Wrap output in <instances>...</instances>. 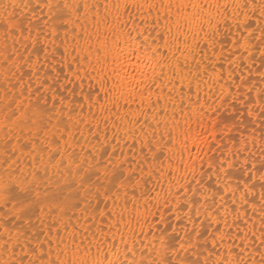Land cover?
<instances>
[{
	"label": "bare ground",
	"instance_id": "bare-ground-1",
	"mask_svg": "<svg viewBox=\"0 0 264 264\" xmlns=\"http://www.w3.org/2000/svg\"><path fill=\"white\" fill-rule=\"evenodd\" d=\"M2 1L3 2H0V17H15L16 15L14 16V14L20 9L21 12L25 10V12L29 14H36V11L38 12L40 10H37L38 8L35 7L36 0H9L12 5V10H14L12 13L10 9L3 4L6 0ZM45 2H47V0H45ZM118 2L121 4L119 9L116 7ZM125 2L132 3V0H51L53 8L49 9L48 7H43L41 10H44V12L49 11L51 17L54 18L56 16L55 9L56 12L59 11L57 5L62 6L67 3L70 13L73 16L70 18V26H66L67 28L63 26L64 29H61V24L59 27L52 23L49 30H46L49 36L45 38V40L49 45L48 49L50 53L43 56V65H40L38 60L39 57H34V59L30 58L32 61L31 65L25 60H20L24 53L19 52L20 50L18 47L20 46L18 45L20 44L15 43L17 44L15 45L13 39H17L21 42L25 41L23 37L27 36L28 32L24 35L17 31L6 40L3 36L8 34L4 31H0V69L7 72L4 74L1 71L3 75L8 77L6 80H9V86L11 87V90L10 87L9 89L4 87L6 90L1 94L3 100L7 99L9 100L8 102L14 101L19 103V105L20 103L37 104L39 101L43 102L49 97L53 101L59 103L63 110V114L60 116H65L66 120L63 122V120L58 119L59 126L54 129H70L68 132H62L63 145L61 148L64 149L62 150L64 154L60 159L51 161L48 157L49 153H51L52 156L58 153L55 138L48 137L40 139L42 144H38L37 141H39V139H36L37 141L31 145L30 150H25L19 141L13 140V147L10 148V150L15 153L16 156L12 154V156L4 157L1 151L2 149L0 148V171L3 169L2 167L4 165H7V169L8 167L10 169L17 168L18 162L21 161L25 166L24 172H28L35 179H39V173L43 170L49 172L52 165L54 174L67 170L70 176L77 175L81 177L83 173L82 168L84 167V163L80 161L81 155L83 154L87 160H91L92 166L99 170V165L101 163L99 164L98 161L102 159L101 155L104 150L103 148L109 147L108 144L113 137V139L118 141L116 147L122 148V152H125L123 156L129 160L131 166L135 169L140 167L143 172V179L139 184L131 185V187L127 185L130 189H126V185L124 186L122 182L120 183L121 187H119V190L116 192H114V189L112 191L109 188L105 190L109 193L107 199L114 202L110 213L104 215L97 214V216H89L88 214L86 219L81 218L78 214L77 216L75 215L74 218L65 216L67 214L62 215V220L59 221L55 225V229L51 231L50 239L45 241L43 252L39 251L35 256L33 253L36 251L31 253V251H33L31 249L33 244H28L30 240H21L14 235H8V240L10 238L12 247L11 250H9L11 256H8V251L5 253L6 259L3 261L7 262V264H20L21 261H24V264H28V261H33V259L35 260V264H41L39 259L41 254L45 257V260L50 256L54 264H60V262L64 260L71 261L74 258L79 260L83 258V255L76 254V244L84 242L85 247H87V245L93 241H95L97 245L100 244V241H107L104 245L105 250H107L109 245L116 244L121 250V260L124 259L123 250L125 246L133 249V252L129 253V257L134 259L137 264H153V262H155V264H160L163 259L171 260L172 264H189V262H193L194 264L197 260L200 261V264H204L205 259L210 255L211 258L215 260V253H210L209 249L212 248L213 243H220L218 240L213 239L216 225H210H213V235L210 238V242H204L206 244L202 245L198 241L201 235L206 234L204 229L207 228L206 226L209 227L208 224H210L208 217L204 213L202 194L206 195L210 192L208 186L211 185V182H207L205 179L213 178L216 183L220 182L221 184L228 182L223 180L225 174L219 171L221 161H223V167L225 169H228L232 164L239 165L240 168H242L240 170L241 172H238V167L236 166L239 174L242 173V170L245 168L256 171V180L254 182L255 200L257 204H259L261 192L259 169L260 161L264 159V157H261V148L264 147V140L260 137L264 136V126L255 128L259 131L262 129L261 131L263 132L261 134V131H258L257 134L248 133L241 135V137L239 136L241 140L237 143L238 149L247 147L248 151H241L238 153L236 149L237 145L233 142L234 138L237 139L238 133L236 134L237 136L234 137L233 134L236 132L234 133L231 127V125H234L235 128V124L231 123L229 126L227 124L225 128V123H223L224 129H218L217 127L219 125H216L218 117L212 118L215 113L222 112L230 106V104L232 105L229 101L235 96L242 100V102H239L241 103L239 106L242 108L240 110L246 109L244 103L248 101L249 89L258 91L262 88L260 86L261 78L259 79L254 75L255 78H251L250 76L252 75H249L259 70L258 67H254L253 61H251L252 55L246 56L244 52L242 55L238 52V49H235L236 55L234 56V64L229 65L223 62L224 58L228 56L229 51L233 50L231 44L232 40H240L242 34L247 37L248 33L244 30L245 24H250L253 29L257 26L260 32L261 29H264V20H258L259 11L257 10V12L253 14L251 9H249L248 15L251 19H246L243 10L240 11L239 17L229 12L228 19L220 25L219 34L215 38L212 37V33L215 31L214 27L208 29L207 37H205V34L202 32L196 39H193L192 34L188 33V47L191 49L188 60L185 61L184 57L179 52H176L181 68L187 64L188 68L194 72L196 69V60H199L200 67L207 68L210 73L213 64H215L217 60H221V63L215 66L217 75H221L222 78L218 83L214 79L212 80L214 87L211 92H209L207 86L201 84L199 98L200 103L204 105V108L201 109L196 104L197 94L195 84L198 82L197 76L193 75L188 77V79H184L187 74L182 71L181 75L173 78L172 72L177 60H167L165 71L168 75L164 80L160 81V83L166 84L171 79L175 84V88L171 94H169L167 88L163 90V99L160 100L158 104V110L148 109L149 115L147 119L151 123V128L149 129V135L146 137L140 130L144 116L142 113L136 111L139 107V98L135 104H131L130 106L125 105L122 100L119 105H117L115 93L112 90L111 84L108 85V88L102 87V84L106 80L114 76L112 68L115 67V65L111 63L110 57L109 65L105 67L103 63L104 56H97L96 48L99 46L96 42L97 35H99L101 40H107L109 50L113 53L116 50L115 41L117 39L126 52L130 46H134L132 45V41L128 39L129 34L137 37V42L142 45L141 52L144 51L143 45L145 44V37H148L147 43H154L155 39H157V33L167 37L169 40L167 46L168 56H171L172 52L175 51L177 36L180 38V47L183 49L185 45L183 36L177 32L175 27V21L178 18V7L169 10L167 7L161 6V0H135L137 5H144V7L141 8L136 6L125 9L123 7ZM164 2L166 3L167 0H164ZM185 2H187V0H185ZM198 2L205 3V0H198ZM212 2L223 3V0H212ZM106 3L108 5L107 8L105 7ZM153 3L155 4V8L149 11L148 5ZM77 4L86 11L85 17H79L80 23H77V17L73 12ZM85 4L88 5L87 8L84 7ZM59 13L60 11L57 12V14ZM201 15H203V13H201ZM212 16L214 21L224 19L222 16L216 14L215 9L212 10ZM169 17L172 21L171 24L169 23ZM97 18L100 22L99 33H97ZM105 18H107V23H105ZM85 21L88 22L85 23ZM13 22L19 23L15 19H13ZM19 24L22 28L21 23ZM225 24H227L228 27H225ZM85 27H87L88 33H91L90 39L84 33ZM65 29L67 30V40L64 39L66 34ZM169 29H171V31H169ZM54 30H59V39H54L52 37L51 34ZM74 31L81 33L84 38L77 42L73 36ZM141 33H143V35H140ZM42 37H44V35ZM197 40L199 44H197ZM227 40H230V42L228 41L230 48L224 51V43ZM254 41V39H251V43L248 45L249 53H252L257 48V44ZM160 44L161 51H163L162 40ZM57 45H59V48H57ZM89 48H91V51H89ZM66 49L67 51H65ZM13 53H15L14 59L12 61H7L9 64H5L7 55ZM40 62H42V60ZM254 62L256 61L254 60ZM125 67L131 72V65L125 63ZM17 68L20 69L18 70L19 72L21 71L20 73L16 70ZM221 69H223V71H221ZM14 70L18 73L12 74L15 72ZM49 70H51L52 74L54 72L53 76ZM229 72H231V75H229ZM120 75H125L123 70H120ZM200 75L201 78H206L204 73ZM115 79L118 80L119 77L116 76ZM58 80L61 81L60 83L58 82L60 84V86H58L60 87L59 89L55 87L56 81ZM188 80L193 81L191 99H189L188 95L189 88L186 86ZM5 81H1V83ZM181 84L185 85L183 93L180 91ZM226 84H230V86L224 87ZM171 86L172 85H169V87ZM67 87H71V92L67 89L70 94L69 92H66L67 94H64V91L62 92V89L65 90L64 88ZM27 88H30V92L26 90ZM155 91L157 94H160L159 89ZM221 91L226 94L220 96ZM27 92H29V94ZM252 95L254 96L255 92H253ZM209 96L212 98L208 99ZM17 97H19V99H17ZM152 99L153 102H156V95H153ZM78 104L81 105L82 108L80 110L78 109L76 113V111H74L76 108H73L76 105V107H79ZM257 110L259 109H254L255 114L253 116L255 120H259V111ZM117 111H119V116L116 114ZM221 114H223V112ZM136 118L141 120V124L132 123V120ZM260 122L264 124V121ZM240 125L236 127L239 129ZM0 129H4V127L0 126ZM88 129L95 131L96 136H98L97 133L102 134L106 141L104 147L101 146L100 143H94V141L90 139ZM132 129L136 130L139 139H134L135 137L130 138L132 137L130 134ZM152 132L156 134L154 140L151 138ZM247 132L248 131H246V133ZM228 135L232 138L230 139ZM126 142L129 143L127 147L124 145ZM133 151L135 155L132 156ZM143 151L148 153L149 159L148 157L146 158L147 155L144 156ZM253 163L256 164L255 170L252 169ZM203 167H205L206 171H203ZM234 169H232V171L236 176L237 172L235 173ZM83 179L84 176L81 180ZM241 181L239 182L242 183ZM231 183L236 184L237 181L233 179ZM239 195L240 193L238 192L237 198H239ZM95 197H97L96 194ZM251 198L252 197H250V199ZM197 200L201 201V211L199 214H197L194 206V202ZM168 212H172L174 216H178L176 222L179 223V230L177 233L175 232V237L166 240L163 237L166 232L162 235L163 231L160 233L161 231L157 230L159 229V225L155 223L158 217L161 222L163 221L166 223L165 220H167L169 218L168 215L170 216L171 214H168ZM249 214L251 215V213ZM156 216H158L157 220H155ZM90 217L93 221L91 220L89 222L88 220H90ZM233 218L234 217H229V220L231 221ZM251 218L255 222L257 228L256 236H259V220L256 217ZM167 228L168 226L166 229ZM156 231L157 234L159 233L162 236L158 237L159 234L157 236ZM241 236H243V233H241ZM248 236L249 248L246 259L248 264H251L253 259L256 260L258 264L260 255L255 249L261 247V245L259 241L252 236L251 226H249ZM122 238L124 242H122ZM74 240L75 243L73 242ZM177 240H182L184 245L182 247L175 245L177 244L175 243ZM240 244V239L232 240L226 238L223 247L216 249V251L221 252L223 255H227L229 245H232L239 251ZM173 249H175V252ZM26 252L31 253V258L25 260L26 257L23 256ZM65 252L67 255H65ZM22 253L24 254L23 256ZM96 255L97 252L94 247L92 249V257L94 258ZM0 257H3L2 254H0ZM0 260H2V258ZM5 262H3V264Z\"/></svg>",
	"mask_w": 264,
	"mask_h": 264
},
{
	"label": "snow or ice",
	"instance_id": "snow-or-ice-1",
	"mask_svg": "<svg viewBox=\"0 0 264 264\" xmlns=\"http://www.w3.org/2000/svg\"><path fill=\"white\" fill-rule=\"evenodd\" d=\"M107 3L105 7L107 8ZM139 6L141 8L144 5H137L135 0H132V3L125 2L123 7L128 9L129 7ZM161 6L167 7L171 10L174 7H178L177 12V20L175 21V27L177 32L183 36L185 47L182 49L180 47V38L176 37V46L175 51L172 52L171 56L167 55L169 40L167 37L160 35L157 33V39H155L154 43H147L148 37H145V44L143 45L144 51L141 52L142 45L137 42V37L129 34L128 39L132 41V45L130 46L128 51L126 52L123 47H121L119 40L115 41V52H111L108 47L107 40H101L99 35H97V44L99 45L96 48L97 56H104L103 63L105 67L109 65V60L111 57V63L115 65L112 68V72L114 73L113 77H110L103 84V88H108V85L111 84L112 90L115 93V99L117 105H119L122 100L125 105L135 104L137 99L139 98V107L136 109L137 112L142 113L144 116V120L141 127V132L147 137L149 135V129L151 128V123L147 119L149 115L148 109L158 110V104L160 100L163 99V90L168 89L169 94L175 88V84L173 80H169L168 83H160V81L164 80L168 73L165 71V64L167 60H177L176 65L174 66V70L172 72V77L181 75V72H185L187 75L184 79H188L193 75L197 76V81L195 84L197 100L196 104L203 109L204 105L200 103V91L201 84L208 87L209 92L212 91L214 84L212 80L214 79L217 83L222 78L221 75H217L216 64H220L221 60H217L215 64H213L211 72L209 73L207 68L200 67V61L196 60V69L193 72L190 70L185 64L183 68L179 63V60L176 56V52H179L185 59L188 60V56L191 54V49L188 47V33L192 34L193 39H196L200 35V33H204L205 37L208 35V29L215 28V31L212 33V37L215 38L220 31V25L224 23L228 19L229 12L233 13L236 17H239L240 11L243 10L246 19H251L248 15V10L251 9L252 13L255 14L257 10L259 11L258 20H264V0H223V3H213L212 0H205V3H199L198 0H167L165 3L164 0H161ZM7 7V5H5ZM36 8L48 7L49 9L53 8L51 0H36L35 3ZM85 8L88 7L87 4L84 5ZM117 9L121 7V4L118 2L116 5ZM57 8L60 9L61 14H56L55 20L58 24H67L69 17L64 14L66 10L69 9V5L67 3L62 6L57 5ZM149 11L152 8H155V4L148 5ZM216 10V14L218 16H222L223 20H215L212 16V10ZM199 10V11H197ZM77 17V23H80V5L77 4L73 9ZM203 13V15H201ZM51 15L49 19H51ZM13 17L4 16L0 17V31H4L8 35L5 37L6 39L10 38L17 31L23 34L24 29L20 27L19 23L13 22ZM169 19V23L172 21ZM88 21H85L87 23ZM33 23L29 20V24ZM105 23H107V18H105ZM47 24V21H45ZM97 24V33H99V19H96ZM207 25V28H206ZM158 26V25H157ZM225 27H228L225 24ZM186 29V32H185ZM28 35L24 36L25 41L33 40V36L31 35L32 29L28 28ZM244 30L247 31L248 35L245 37L243 34L240 37V40L233 39L232 51H229L228 56L224 58L223 62L229 65L234 64V56L236 55L235 49L240 48L243 49L244 52H249L248 45L251 43V39H259L261 42V46L257 48L259 51L261 58H264V29H261V35L259 37L255 36V30L252 28L250 24L244 25ZM171 31V29H169ZM65 37L67 40V30L65 29ZM39 33H43L44 38L48 37V33L44 32V29H39ZM39 33L35 39V43H32L30 48L28 45L25 46V51L29 53V56L22 57L28 64H32L30 59L31 51H35L37 57H39L40 52L44 51V49L37 50L36 45L40 43ZM84 33L91 38V33H88L87 27L84 28ZM52 37L54 39H59V30H54L52 32ZM140 35H143L141 33ZM73 36L78 42L80 39H83L84 36L79 32H73ZM163 41V51H161L160 41ZM18 41L14 42L17 43ZM207 42V40H206ZM197 44L199 41L197 40ZM211 47V46H210ZM46 48V46H45ZM59 48V45H57ZM67 51V49L65 50ZM91 51V48H89ZM227 51V49H225ZM215 54V53H214ZM250 54V53H249ZM206 55V54H205ZM222 55V53H221ZM15 57V53L11 55H7L6 61H12ZM125 63L131 65V72H129L128 68L125 67ZM120 70H123L125 75H120ZM223 71V69H221ZM201 73L205 74L206 78H201ZM35 74V73H34ZM231 75V72H229ZM118 76L119 79H115ZM261 83H264V73L261 74ZM169 85H172L169 87ZM193 81L188 80V84L186 85L189 88V99H191V89H192ZM230 84L224 85V87H229ZM184 84L180 85V91L183 93ZM156 89L160 90V94L156 93ZM255 92L253 96L252 93ZM226 93L221 91L220 96H224ZM153 95H156V102H153ZM212 97L209 96L208 99ZM247 108V114L249 117H252L255 112L254 109H259V120H253L252 125L254 128H259L264 126L260 121H264V88L259 89L258 91L255 89H249L248 92V101L244 106ZM117 116H119V111L116 112ZM33 122H35V117L33 118ZM133 124H141V120L136 118L132 120ZM156 137L155 132L151 133V138L154 140ZM264 140V136L260 137ZM171 139V137H170ZM59 143H57V148H59ZM70 147V145H69ZM247 152V147L243 149H237V152ZM261 157H264V147L261 148ZM211 167V165H210ZM236 168L235 164L230 165L228 169L223 167V161H221L220 173H224L223 180L228 181L223 184L220 182L215 183V185H209L208 189L210 192L208 194H202L203 196V206L204 213L208 217L210 225H216L215 235L213 236L214 240H218L220 243H213L211 249H209L210 253H215L216 259L213 260L211 255L207 257L204 261V264H248L246 257L248 256V230L249 226L252 228V236L259 241L261 247L255 249L256 252L259 253L260 259L258 264H264V159L260 161V197L259 204L255 200V175L256 171L249 170L245 168L241 175L247 177L243 180V186L240 184V177L235 176L232 169ZM252 169H256V164L253 163ZM134 171V169H133ZM219 175V173H218ZM119 179V178H117ZM236 180V184H232L231 180ZM252 182V183H250ZM208 191V190H206ZM240 193L239 198H237V193ZM108 191L104 192V196H108ZM134 194V193H133ZM99 195V194H98ZM118 195V193H117ZM250 197H252L250 199ZM194 206L196 208L197 214L201 211V201L197 200L194 202ZM251 213V215L249 214ZM229 217H234L229 220ZM251 217H256L259 220V236H256L257 228L255 226V222ZM243 233V236H241ZM209 235H213L209 232ZM226 238H230L232 240L240 239L241 244L239 246V251L235 249L232 245H229V250L227 255L221 254V252L216 251L218 248H222L224 241ZM75 243V240L73 241ZM122 242L123 238H122ZM107 241H100V244L97 245L95 241L89 243L87 247H85L84 242L76 244V254H82V259H73L71 261H61L60 264H137V262L129 257V253L133 252V249L125 246L123 253L124 259H120V248L116 244H111L105 250L104 245ZM126 243V242H125ZM10 238L5 242L2 247L5 251H9L10 248ZM96 248L97 255L92 257V249ZM175 252V249H173ZM35 256V252L33 253ZM65 255L67 253L65 252ZM41 264H54L49 256L46 260L45 257L41 254L39 257ZM3 264V262H0ZM20 264H24V261H21ZM28 264H34V261H28ZM155 264V262H153ZM160 264H172V261L169 259L161 260ZM189 264H193V262H189ZM194 264H200V261L197 260ZM251 264H257L256 260H252Z\"/></svg>",
	"mask_w": 264,
	"mask_h": 264
},
{
	"label": "rangeland",
	"instance_id": "rangeland-1",
	"mask_svg": "<svg viewBox=\"0 0 264 264\" xmlns=\"http://www.w3.org/2000/svg\"><path fill=\"white\" fill-rule=\"evenodd\" d=\"M0 2H3V1L0 0ZM3 4L7 5V7L10 9V11L12 13L14 12V10H12V5L10 4L9 0H6V2H4ZM41 9L42 8H38L37 10H39L41 12L36 11V14H34V13L29 14L28 12H25V10H23L24 12L23 11L21 12L20 11L21 9L14 14V16L16 15L15 17H17V18H15V17H13V18L16 21H18L19 23H21L22 29H25V31L23 32L24 35H26L25 33L28 32V30H27L28 28L32 29L31 35L33 36V38H36L37 37L36 34L39 33V29H41V28H43L44 32L47 33L48 31H46V30H49V27L51 26L52 23H54L56 26L60 27V24H58L56 22V20H54L55 17L52 18V20L49 19V16H50L49 11L44 12V10H41ZM80 9H81L80 14L82 13L80 17H85L86 11L84 10L83 7L82 8L80 7ZM59 11H60V9H59ZM59 11H57V12H59ZM57 12L55 9L56 14H57ZM59 14H61V13H59ZM64 14H66L69 17V19H68L67 24H61V27H60L61 29H64L63 26L65 28H67L66 26H70V18H72V16H73L70 13V9L66 10V12ZM29 20H31L33 23L29 24ZM45 21H47V24H45ZM254 30H255V34H256L255 36L259 37L261 35V32L259 31L257 26L254 27ZM33 33L34 34L36 33V34L34 35ZM39 35H40L39 39L41 41H40V43L37 44L36 48L38 50L44 49V51L40 52V55L38 58L40 65H43V56L50 53V51L48 49L49 48L48 43L46 42L45 38L42 37L43 33H39ZM4 36H3V38H5L7 35L5 37ZM254 40H255L254 42L257 44V48L260 47L261 46L260 40L259 39H254ZM13 41L16 42L18 40L13 39ZM228 41L230 42V40H227L224 43V45H225L224 51H225V49L229 50V48H230ZM22 42L21 41L17 42V44H20V45H18V46H20V47H18L20 50L19 52L24 53L23 57L29 56V53L25 51L24 46L28 45L30 48L31 44L35 42V39H33L31 41H22ZM24 42H25V44H24ZM17 44H15V45H17ZM21 45H22V47H21ZM45 46H46V48H45ZM226 47H228V48H226ZM257 48L255 51H253L250 54H249V52H244L242 49H241L242 51L239 48H237V49H238V52L242 55H243V52H244V55H246V56L252 55L251 61H253L254 67H258V69H259V70H256V72H258V71H260V72L256 73V72L251 71L252 74H249V75H252V76H250L251 78H253L255 76V77L260 79L261 74L264 73V58H261L259 51H257ZM34 52L35 51H33L31 53L30 58L34 59V57L35 58L37 57L36 52L35 53ZM223 53H226V52H223ZM20 55H22V54H20ZM20 60L24 61V59H22V57L20 58ZM41 60H42V62H40ZM254 60L258 63L254 62ZM7 63L8 62L6 61L5 64H7ZM16 70L18 71L20 69L17 68ZM16 70H14L15 72H13L12 74L19 72V71L17 72ZM1 71L2 70L0 69V77L3 76V77H1L2 79L0 78V124H1L0 126L4 127V129H0V146L3 147V148L0 147L2 149L1 150L2 155L4 157H8L10 155L12 156V154H13V156H16V154L10 150V148L13 147L12 143L14 141H19V143L22 145V147H24L25 150H30L31 145L35 141H37L38 139H39V141H37L38 144H42L40 139H45V138L51 137V138H55L56 143H59L60 146H59V148L56 147V149L58 151V153L56 155L52 156V154L49 153V155H48V157L50 158L49 160L55 161V159H57V160L60 159L61 156H63V154H64L62 152V150H64V149L61 148L63 145L62 132H68L70 129H54V128H57V126H59L58 119L63 120V122L66 121L65 116H63V117L60 116L63 114V112H62L63 110H62L61 106L59 105V103H57L56 101H53L49 97L46 98L47 100H44L43 102L39 101L37 104H35V103L34 104L23 103L24 104L23 105L20 103V105H19V103L14 102V101L8 102L9 100H7V99H4L5 100L4 101L1 94L6 90L5 88L9 89L10 82H9V80H6V79H8V77L6 75H3L1 73ZM2 72L4 74L7 73L4 71H2ZM49 72L51 73L52 76L54 75V72L52 74L51 70H49ZM49 72H48V74H49ZM52 78H54V77H52ZM1 81H5V82L1 83ZM56 82L60 83L61 81L58 80ZM57 83H56L55 87L60 86V84L58 83L59 84L58 85ZM22 86H24V85H22ZM68 86H70V85H68ZM260 86L262 88H264V83L260 82ZM59 88L60 87H58V89ZM29 89L30 88H27L26 90L29 91ZM64 89L65 90L62 89V92L64 91L63 92L64 94H67L69 91L71 92V90H70L71 87H67ZM10 90H11V87H10ZM41 90H42V88H41ZM8 92H9V90H8ZM29 92H27V93L29 94ZM70 92H69V94H70ZM235 97L231 98L230 99L231 101H229L232 103V105L230 104V106H232V107L228 106L225 110L222 109L223 114H221L222 112H218L217 114L215 113V115L212 118H215L216 116L218 117V119L216 118L217 119L216 125L217 126L219 125L218 127L216 126L218 129H222L224 127L223 123H225V128L227 127V124H228V126L231 123L235 124V128H234V125H231V127L233 128L234 133L236 132L235 134H233V136L235 137L238 135L237 136L238 142H237L236 138L233 139V142L237 145L236 149H238L237 143H239V141L241 140V138H240L241 135L248 134V133L257 134L259 130L255 129L254 127H252L253 125H251L252 124L251 122L253 120H255L254 116L249 117L248 114L245 113L247 111H244V110H247V108L241 111L240 109H242V108L239 106L241 103H239V102H242V100H240L238 97H236V98ZM17 99H19V97H17ZM244 104L246 105L247 103H244ZM76 106H74L73 109L76 108L74 111H76V113H77L78 109L80 110L82 108V106L81 105H79V107H76ZM202 111H204V110H202ZM257 111H259V110H257ZM74 114H75V112H74ZM34 117H35V122H33ZM59 117H62V118H59ZM223 117H225V118H223ZM190 119H192V118H190ZM222 119H224V120H222ZM238 124L239 125L241 124L240 125L241 129L240 128L238 129V127H236V126H239ZM64 127H67V126H64ZM37 128H39V129H37ZM261 130L262 129H260V131ZM242 131H244V132H242ZM246 131H248V132L246 133ZM262 132L263 131H261L260 134ZM88 133L90 134V139H92L94 141V143H100V145L104 147V144H106V141L104 140L101 133H97L98 136H96L95 131H91L89 129H88ZM130 134L132 135V137H130V138L135 137L134 139H139V137L137 136L136 130L132 129ZM228 137H229V135H228ZM101 142H102V144H101ZM117 142L118 141H116L112 137L109 144L107 143L109 147L103 148L104 150H103L102 155H101L102 159L100 158L101 160L98 161L99 164L101 163L99 165V170H97L94 166H92L91 160H87L84 157V155L82 154L80 157V161L82 163H84V167L82 168L83 173H82L81 177H78L77 175L70 176V174L67 172V170L65 172L54 174V170H53L54 168L52 165L49 172H47L46 170H43L41 173H39V179H35L28 172H24L25 166L23 165V163L21 161L18 162L17 168H13V169L12 168L10 169L9 167L7 169V165L3 164L4 165L2 167L3 169L0 171V238H1L0 254H2L3 257H0V259L2 258V260H0V262H5L3 260L6 259V257H5L6 251L4 250L2 245H4L6 241H8V235H14L17 238L19 237L21 240H25V239H27V241L30 240V242L28 241V244L29 243L33 244V247H31L32 245L30 246L31 249L33 250V251H31V253L34 251H36L35 254L39 253V251L43 252L44 246H45V241L50 239L49 237H50L51 231L53 229H55V225L59 221L62 220V218H63L62 215L67 214L65 216L70 217V218H74L75 215L77 216V214H78L79 216H81V218L86 219L88 217V214H89V216L90 215L97 216V214L98 215H104L106 213H110V211H112V207L114 205V202L109 201L107 199V196H104L101 194H104L105 190L108 188L112 191L114 189V192H116L117 190H119V187H121L120 183H122V182H123L122 184L124 186L126 185V189H130L129 187H131V185L140 183V181L143 179V172H142L141 168L139 167V168L135 169L133 166H131L129 160L123 156V154L125 152L124 153L122 152V148L116 147ZM128 144L129 143L126 142V144H124V145L127 147ZM143 154H144V156L147 155L146 158L149 156L146 151H143ZM133 155H135L134 151L132 152V156ZM148 159H149V157H148ZM94 164H96V163H94ZM236 166L238 167V168L236 167L238 169V172H241L240 170L242 168H240L239 165H236ZM203 168H204L203 171L204 170L206 171L205 167H203ZM236 168L234 169L235 173L237 172ZM133 169H134V171H133ZM237 173H236V176L239 175L240 181L242 180L241 181L242 183H240V184L243 185V179H245L246 177L245 176L243 177V175H241V173L240 174L238 173V175H237ZM83 176H84V179L81 180V178ZM117 178H119V179H117ZM206 179H205V181L211 182V185H213V186L215 185L216 182L213 180V178H208L207 180ZM255 180H254V182H255ZM127 185L128 186L130 185V186L127 187ZM95 192H97V193H95ZM95 194L97 195L98 198L95 197ZM170 213L168 212V214H170V216L168 215L169 218L167 217L168 219L165 220L166 223L163 221L161 222L159 220L158 216H156V218H155V220H157V217H158V220L155 223V224L159 225L158 226L159 229H157V230H160L161 231L160 233H162V231H163L162 235L166 232L163 236L166 240L167 239L169 240L171 237H175V234L179 230V226H178L179 223L176 222V220L178 219V216H174L172 212H170ZM89 219H90V220H88L89 222L91 220L93 221V219L91 217ZM166 224L168 226L167 229H166V227H167ZM208 225H209V227L206 226L207 228L204 229V232L206 233V234H204L205 236L201 235L199 237L200 239L198 242H200V244H202V245L206 244L204 242H207V241L210 242V238L212 236V235H209V232L212 233V226L213 225L212 226H210V224H208ZM48 234H49V236H48ZM156 234H157V231H156ZM158 234H157V236H158ZM162 235L159 234L158 237H160ZM208 235H209V237H208ZM45 238H47V239H45ZM43 239H44V242H43ZM175 243H177L175 245H177L179 247H182L184 245L182 240H179V241L177 240ZM41 244H42L43 248H42ZM11 247H12V244H10L9 250H11ZM31 253L26 252V253H24L25 255L22 253V256L24 255L23 257H26L25 258V260H26L27 258H31L30 257ZM8 256H11L10 252L8 253ZM196 258H197V256H196ZM33 261L35 264L34 259H33ZM4 264H7V262H5Z\"/></svg>",
	"mask_w": 264,
	"mask_h": 264
}]
</instances>
